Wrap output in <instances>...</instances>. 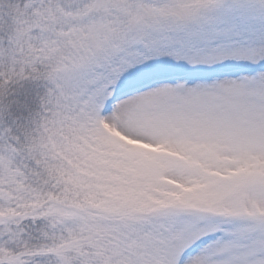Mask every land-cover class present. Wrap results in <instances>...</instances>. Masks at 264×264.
Wrapping results in <instances>:
<instances>
[{
	"label": "snow or ice",
	"instance_id": "1",
	"mask_svg": "<svg viewBox=\"0 0 264 264\" xmlns=\"http://www.w3.org/2000/svg\"><path fill=\"white\" fill-rule=\"evenodd\" d=\"M105 122L207 149L224 179L162 171L221 199L97 208L160 174ZM0 264H264V0H0Z\"/></svg>",
	"mask_w": 264,
	"mask_h": 264
},
{
	"label": "rangeland",
	"instance_id": "2",
	"mask_svg": "<svg viewBox=\"0 0 264 264\" xmlns=\"http://www.w3.org/2000/svg\"><path fill=\"white\" fill-rule=\"evenodd\" d=\"M103 127L109 136L118 142L119 147L124 150L114 153V160L124 162L129 155L135 154L144 157V159L138 161V175L148 179L156 171H160V174L155 176L156 179L154 181L147 183L146 188L149 190L148 199L144 198L141 201L140 189L133 193L132 190L136 186L125 185L122 189L124 195L117 197L116 201L113 198V193H109L110 191H104L103 196L98 195V197L91 198V202L97 208L105 211H116L127 206L150 207V201L152 202L153 200H156L160 205L184 202L187 204L206 205V207L210 208L221 199L222 193L215 188L209 179L191 176L181 181L163 174L162 171L165 168L166 161H182L188 165L190 170L200 173L201 177H219L224 179L225 176L222 171L213 168L210 163H206L205 159L191 155L192 152H196L199 157H206L208 155L207 149L178 148L168 143H150L125 135L113 124L105 122ZM113 166L121 168L123 165L122 163H117ZM250 170L251 168L249 167L239 171ZM229 171L231 175L237 174V170ZM142 186H145V184H142Z\"/></svg>",
	"mask_w": 264,
	"mask_h": 264
},
{
	"label": "trees",
	"instance_id": "3",
	"mask_svg": "<svg viewBox=\"0 0 264 264\" xmlns=\"http://www.w3.org/2000/svg\"><path fill=\"white\" fill-rule=\"evenodd\" d=\"M151 177V175L149 176ZM148 177V178H149ZM156 179V178H155ZM127 186L129 184H126L125 182L123 181H114L112 179H108L106 181V186L101 189L100 191L104 192V191H110L109 193H113V198L114 200L116 201V198L121 196V195H124L122 193V189L124 188V186ZM147 184H145V186H139V187H136L132 190L133 193H135L138 189H140L141 193L139 195L142 196L141 198V201L145 198V199H148V189L146 188ZM133 188V187H132ZM131 188V189H132ZM152 191V190H150ZM100 196V195H99ZM98 197V195H97ZM152 197V196H151ZM151 203V206H167V205H160L156 200H153L152 202L150 201ZM162 203V202H161ZM195 205V204H193ZM206 206V205H205Z\"/></svg>",
	"mask_w": 264,
	"mask_h": 264
}]
</instances>
